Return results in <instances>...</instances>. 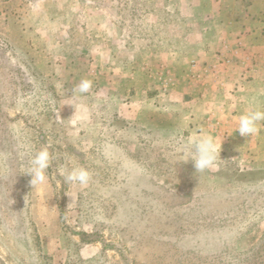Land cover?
Masks as SVG:
<instances>
[{"label": "rangeland", "instance_id": "obj_1", "mask_svg": "<svg viewBox=\"0 0 264 264\" xmlns=\"http://www.w3.org/2000/svg\"><path fill=\"white\" fill-rule=\"evenodd\" d=\"M217 6L0 0V264H264V167L218 151L197 173L186 134L130 112L128 79L176 86L169 53L213 39ZM73 166L87 186L60 175Z\"/></svg>", "mask_w": 264, "mask_h": 264}, {"label": "crops", "instance_id": "obj_2", "mask_svg": "<svg viewBox=\"0 0 264 264\" xmlns=\"http://www.w3.org/2000/svg\"><path fill=\"white\" fill-rule=\"evenodd\" d=\"M216 2L215 15L223 21L208 26L216 36H200L191 53H169V65L179 75L176 86L163 92L146 74L128 79L135 90L130 112L145 115L139 117L146 125L175 128L190 141L211 136L219 152L263 168L264 121L252 137L237 128L242 114L264 111V0Z\"/></svg>", "mask_w": 264, "mask_h": 264}, {"label": "clouds", "instance_id": "obj_3", "mask_svg": "<svg viewBox=\"0 0 264 264\" xmlns=\"http://www.w3.org/2000/svg\"><path fill=\"white\" fill-rule=\"evenodd\" d=\"M92 88V81L83 79L77 85L75 91L88 93ZM264 121V111L252 109L242 114L238 120L237 131L241 136H255L259 132V122ZM189 160L194 163L196 172L212 169L216 165L218 148L213 138L202 135L192 139L190 142ZM221 151V150H220ZM51 154L47 147L40 148L30 157L29 167L26 173L31 176V185H42L47 181L46 171L51 164ZM59 173L65 182L79 184L82 187L88 185L91 174L81 166H73L71 169L61 167Z\"/></svg>", "mask_w": 264, "mask_h": 264}, {"label": "trees", "instance_id": "obj_4", "mask_svg": "<svg viewBox=\"0 0 264 264\" xmlns=\"http://www.w3.org/2000/svg\"><path fill=\"white\" fill-rule=\"evenodd\" d=\"M251 174V173H250ZM255 174V173H254Z\"/></svg>", "mask_w": 264, "mask_h": 264}]
</instances>
